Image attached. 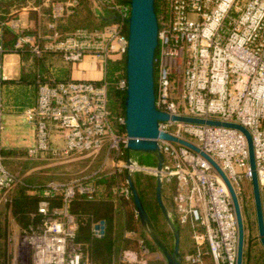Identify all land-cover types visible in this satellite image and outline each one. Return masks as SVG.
<instances>
[{
  "label": "built area",
  "instance_id": "obj_1",
  "mask_svg": "<svg viewBox=\"0 0 264 264\" xmlns=\"http://www.w3.org/2000/svg\"><path fill=\"white\" fill-rule=\"evenodd\" d=\"M96 1L110 19L92 28L58 30V19L72 14L78 0L52 4L47 33L25 32L17 16L0 19V84L9 79L3 67L5 53L26 49L37 57L50 52L68 63L90 58L99 64L94 79L39 82L34 104L23 111L34 124V144L25 148L28 157L43 154L52 164L76 159L97 164L92 172L66 182L29 186L4 166L0 91V204L10 203L18 186L39 196L30 222L20 229L26 254L22 258L13 254L11 264H87L76 242L79 223L87 218L70 211L72 199L76 195L94 199L101 174L114 177L113 195L128 199V177L136 171L154 176L158 172L162 183H174L169 216L189 240L180 251L181 264H236L238 229L232 199L222 176L202 153L224 172L240 203L244 193L240 182L251 183L246 138L232 127L171 116L245 127L252 138L259 188L264 191V0H159L166 14L158 21L153 59L155 106L169 118L158 122V130L198 151L157 138L163 156L158 171L132 158L126 147L128 136L119 131L125 115L111 118L108 107L106 66L110 58L126 56L129 0ZM4 27L14 34L9 52L3 47ZM117 86L125 90L126 77ZM53 134L62 137L61 146L52 144ZM98 223L91 225L96 237L104 233L94 227ZM138 242L146 253L144 239ZM120 259L146 262L135 250H123Z\"/></svg>",
  "mask_w": 264,
  "mask_h": 264
},
{
  "label": "trees",
  "instance_id": "obj_2",
  "mask_svg": "<svg viewBox=\"0 0 264 264\" xmlns=\"http://www.w3.org/2000/svg\"><path fill=\"white\" fill-rule=\"evenodd\" d=\"M34 5L40 6L42 13V19L40 21V29L47 33L48 23L50 22L51 6L55 1L64 0H32ZM78 5L75 7L74 12L68 16L61 17L57 21V28L61 32L70 31L79 26L78 17L85 10L86 16L97 17L99 22L104 23L109 20L108 12L97 6L94 10L88 5V0H78ZM97 2V1H96ZM26 5V0H0V7H12L16 10H9L0 13V19L7 18L9 16H17V11L22 6ZM154 10L158 20H161L165 16L166 11L164 6L159 0H154ZM98 11V12H97ZM101 11H103L101 13ZM31 17L37 18V11L35 9H29ZM18 17V16H17ZM99 26V25H96ZM86 27H95L87 26ZM25 32L36 33L37 29H25ZM3 47L4 50L9 52L11 50L14 34L7 28H3ZM23 59L30 62L27 67L23 66L20 70V75L15 79L5 80L6 91L5 100L3 105H6V109L12 111H21L27 106H31L35 102L36 90L38 83L48 80H67L68 70L63 66H59L53 63V56L57 57L58 54L46 52L37 57L30 53L28 50L19 52ZM126 56L113 57L108 60L106 66V79L108 90V103L110 104L111 118L117 115L124 114V99L125 90L118 88V80L122 77H126ZM24 70H37L36 74L32 77H27ZM43 70V73L40 72ZM155 76V68H154ZM120 132H124V127L119 128ZM150 163L144 161H138L139 165L145 167H155L156 158L152 154H147ZM132 182L134 183L141 202L149 215L152 223L157 229L162 240L166 245L172 249L173 244L169 243V238L173 240V234L162 215L159 205L155 197V176L145 171H136L130 175ZM114 182V177L101 174L96 178L97 193L95 198L87 200L83 196L76 195L70 203V211L73 213H81L86 216V220L79 223L76 242L79 244L84 260L87 264H138L122 259H117L116 255L120 250L132 249L139 253L142 257V247L138 242L139 238L144 239V245L148 251L160 250L147 238L146 232L140 224L139 218L136 213L132 197L128 199L115 196L110 191V186ZM166 187V191L171 195L170 203L172 209V196L174 193V183H162L161 192L163 195V189ZM39 196L36 193L28 191L25 186H18L15 188L10 203H4L0 207V264H11V253L8 244V224H7V208L10 209L16 221L23 227H26L30 222V214L35 211L36 204ZM246 200V198H245ZM261 200L264 213V193L261 192ZM58 203V200L56 201ZM245 205V204H244ZM242 208V206H241ZM246 208V205H245ZM247 213H248V208ZM249 218L248 216L246 217ZM103 220L105 222L104 233L100 237H96L92 234L91 226L88 224L96 223ZM168 227V228H165ZM179 232V237L183 234L181 228L175 224ZM134 232V235H128L127 232ZM252 224L250 220H247L245 224V242H244V254L243 264H250V261L254 257L256 260L259 258L264 263V250L260 245L258 238H253ZM146 236V238H144ZM259 245L260 248L257 247ZM261 249V251H260ZM182 251V250H181Z\"/></svg>",
  "mask_w": 264,
  "mask_h": 264
},
{
  "label": "water",
  "instance_id": "obj_3",
  "mask_svg": "<svg viewBox=\"0 0 264 264\" xmlns=\"http://www.w3.org/2000/svg\"><path fill=\"white\" fill-rule=\"evenodd\" d=\"M130 13L128 17V42L126 52V89L124 99V129L127 139L128 151H139L150 153L156 158L155 169H161L163 156L158 149L157 138L170 141H177L180 144L190 147L198 151V149L189 142L178 139L169 133L158 130V122L167 120L169 115L155 106V90H154V54L158 45V19L154 10V0H129ZM173 120H182L189 122L207 123L212 125H223L232 127L241 131L247 142L249 167L251 170V192L254 204L256 228L258 240L264 249V213L261 200V191L259 188L256 170L255 158L252 144V138L249 131L240 124L232 122H220L215 120H203L201 118L187 116H171ZM216 168L222 176L228 191L230 193L235 216L237 220L238 242H237V261L236 264H243L244 242H245V226L242 216L240 203L237 199L235 191L220 167L214 163L208 156L202 153ZM156 188L155 197L173 234V247L170 249L162 240L157 229L147 214L138 191L128 177V185L131 191L132 201L134 203L140 224L148 234L152 243L160 250L166 264H181L179 249V232L174 222L169 216V210L162 200L161 178L159 173L155 174ZM95 228H99L104 232V221L95 224Z\"/></svg>",
  "mask_w": 264,
  "mask_h": 264
},
{
  "label": "rangeland",
  "instance_id": "obj_4",
  "mask_svg": "<svg viewBox=\"0 0 264 264\" xmlns=\"http://www.w3.org/2000/svg\"><path fill=\"white\" fill-rule=\"evenodd\" d=\"M32 4L33 3H31V5ZM88 5H90L91 9L94 10L95 7L97 6V2L96 0H88ZM98 8L102 10L100 7ZM1 12L3 11L0 10V13ZM85 14H86L85 10H83V13L78 17L79 25L96 26L102 24L101 22H99V20H97V17L91 15L85 17ZM19 18L22 22V17L19 16ZM10 58H17V56L15 53H5L3 55V65L8 63L10 61ZM24 71L27 74V77L28 76L32 77L37 72V70H24ZM5 72L7 75L11 76L12 78L18 77L20 75V73H18L19 70L17 63H15V65L9 66L7 70H4V73ZM40 72L43 73V70H40ZM108 107L109 108L111 107L109 103H108ZM3 124H4V130H3L4 147L8 149L20 148V153L4 151L3 164L7 169H9L15 175L20 177L24 181V183H26L29 186L44 184L50 180L66 182L69 181L70 179L75 178L76 176H80V175L83 176V174L86 175L97 167V164L88 165L87 159H76L63 163L52 164V160L43 158L44 156L43 154H41L39 158L28 157L24 151V148H27L34 144V124L32 122H28L25 119L22 111L6 112L4 110ZM113 126L114 128L118 127L116 121L114 120H113ZM130 154L132 158L136 159L137 162L140 161L141 159V161H144L145 163H150V160L147 157V154L150 153L130 151ZM154 181L156 185V180ZM240 184L244 191L242 195V199L240 201V205L242 206L241 211L244 220V226L247 223V220H250L252 224L253 238L256 237L258 238L254 204H253V198L251 192V183L248 180L243 179L240 182ZM262 193H264V191ZM170 196L171 195L168 193V191H166V187H165L163 189L162 200L165 206L168 208V210H170L171 207ZM244 204L246 205V208H248V213ZM2 205L3 204H0V207ZM6 211H7V224H8V244L10 247V253L11 255L19 254L20 258H22L27 251L26 246L23 244V242L20 239L22 235L20 233V229L23 228V226H21L16 221L9 208H7ZM247 216L249 217L248 219L246 218ZM168 227L165 226V228ZM146 236L148 239H150L147 233ZM146 236H144V238H146ZM245 237H246V232H245ZM188 242H189L188 236L183 233L181 235V238L179 237L180 251L187 248ZM169 243L171 245L173 244L172 238H169ZM257 247L260 248L259 245H257ZM141 258L146 261L145 264H166L163 255L158 251H152V252L147 251L146 253H144V256H142ZM250 264H264V263L261 261L260 258L256 260L253 257L252 260L250 261Z\"/></svg>",
  "mask_w": 264,
  "mask_h": 264
},
{
  "label": "crops",
  "instance_id": "obj_5",
  "mask_svg": "<svg viewBox=\"0 0 264 264\" xmlns=\"http://www.w3.org/2000/svg\"><path fill=\"white\" fill-rule=\"evenodd\" d=\"M31 3H33L32 0H26V5L22 6L20 9H18L17 16L18 17L19 16L22 17V25L26 29H35L36 28L37 29V32L44 33L40 29V21L42 19V13H41V10H40V6L39 5L38 6L34 5V3L31 5ZM29 9H35L37 11V18L30 16ZM0 10L3 11V12H6V11H9V10H16V9H15L14 6H12V7H0ZM15 54H16L17 58H10V61L8 63L4 64L3 67H4V70H7L9 68V66L15 65V63H17L18 64V70H19L18 73H20V70H21V68L23 66L24 67L25 66L27 67V64L30 62V59H28L27 61H25L23 59V57H22L21 54H19V53H15ZM52 61L56 65L63 66L65 68H67V70H68V75H67L68 76V79H94V78H97L98 77V73H97L96 70H98L99 64L97 62H93L90 58H85L83 61H80V62L68 63V62L63 61L62 58L58 55L57 57L53 56ZM5 74H6V72H5ZM7 76H8L9 79L10 78L11 79H15V78H18L19 77L18 76V77H13L12 78L9 75H7ZM0 91H1L2 101L4 103V100H5V91H6V84H5V82H3V83L0 84ZM24 109L21 110V111L23 112ZM4 110L6 112H11L12 111V110L6 109V105H4ZM12 112H16V111H12ZM51 141H52V144L62 145V143H61L62 142V137L59 134H53L52 137H51ZM4 151H11V152H15V153L16 152L17 153H20V148H18V149H16V148H9L8 149V148L5 147V150ZM24 151H25V148H24ZM92 171H90V172H92ZM80 176H82V175H80ZM80 176H76L75 178L80 177ZM70 180H72V179H70ZM64 181H66V180H64ZM60 182H63V181H60ZM83 220H81V222H83ZM88 224H90V226L92 225L91 222L90 223L88 222ZM104 228H105V222H104ZM125 250H132V249H125ZM122 251L123 250H120L117 253V255H116V258L117 259H120V256H121ZM12 257H13V255H11V260H12Z\"/></svg>",
  "mask_w": 264,
  "mask_h": 264
}]
</instances>
